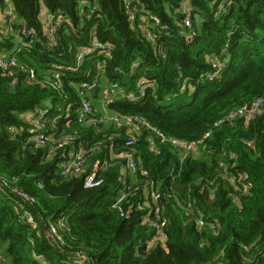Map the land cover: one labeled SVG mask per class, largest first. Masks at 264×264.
Wrapping results in <instances>:
<instances>
[{
	"label": "trees",
	"instance_id": "trees-1",
	"mask_svg": "<svg viewBox=\"0 0 264 264\" xmlns=\"http://www.w3.org/2000/svg\"><path fill=\"white\" fill-rule=\"evenodd\" d=\"M7 1L40 37L42 5L69 18L55 46L43 38L18 56L41 77L51 64L63 67L60 91L23 81L11 89L0 75V176L36 200L28 204L11 189H0V242L7 245L12 264H75L76 253L88 257L84 264H264V113L247 125L239 120L213 128L237 108L264 98V0H0V5ZM188 17L191 26L185 23ZM2 40L0 53L11 47ZM94 40L111 45V56H88L78 68L79 49ZM223 57L229 59L226 68L211 81V59ZM134 63L139 69L132 74ZM99 75L102 87L118 84L126 93L135 92L143 77L151 81L143 98L135 103L120 99L109 106L111 113L140 118L184 141L213 130L204 148L184 162L177 149L160 140L159 153L152 152L145 128L132 147L162 194L169 234L165 244H151L155 231L144 219L151 207L136 208L129 217L113 208L122 189L121 165L104 170L103 186L85 188L84 177L62 174L59 154L49 157L47 148L36 147L21 118L48 102L70 103L67 133L89 146L119 133L113 142L126 150L125 131L112 125L85 127L76 120L79 100L71 82ZM99 108L95 102V114ZM225 154L229 173H246L253 183L251 195L241 198L242 207L229 196L231 187L219 166ZM230 154L237 159L230 160ZM104 159V152H94L89 164ZM191 200L208 223L220 224L218 234L198 228L195 217L182 209ZM140 201L137 196L135 202ZM26 211L37 219V228L27 224ZM61 220L64 242L52 246L45 232Z\"/></svg>",
	"mask_w": 264,
	"mask_h": 264
},
{
	"label": "built area",
	"instance_id": "built-area-1",
	"mask_svg": "<svg viewBox=\"0 0 264 264\" xmlns=\"http://www.w3.org/2000/svg\"><path fill=\"white\" fill-rule=\"evenodd\" d=\"M6 6L0 5V40L8 39L11 47L0 53V75L8 80V85L11 89H15L21 81L29 85H42L60 91L62 89V69L57 64L51 66L45 71L44 76H40L34 67L24 65L20 62L19 54L32 48L33 43L40 42L46 38L49 46L57 44V33L64 26L69 18L60 13L52 14L46 6L42 5L40 9L39 19L42 24L43 35L40 37L37 29L29 28L27 22L20 18L15 7L6 2ZM97 9V5L93 7L91 12ZM82 14H85L84 12ZM157 21L156 18H153ZM187 26H191L190 18L185 21ZM149 37H152V31L148 26L143 27ZM155 42V38H151ZM3 41V40H2ZM111 45H102L99 41L94 40L90 46L81 47L77 53V67L82 66L86 57L91 55L103 56L108 58L111 56ZM213 68L215 71L210 74L211 81L217 79L222 71L226 68L229 59L227 57L212 58ZM104 68L103 66L98 69ZM77 69V68H76ZM139 69L138 63L132 64V74ZM103 70V69H102ZM24 75L21 77V75ZM103 71H101V75ZM92 75V71H88V76ZM101 75L94 77L92 81H81L79 83L71 82L72 89L78 97V108L76 110V120L83 126L88 127L95 125L97 127L112 125L117 131H125L127 141L125 142L126 150H120L118 144L113 142V139L119 133H113L106 138L104 142H99L93 146H89L78 138L77 135L67 133L70 127V121L73 117V104H53L47 103L45 107H37L33 111H26L21 114V118L28 124L27 133L30 140L38 148H47L49 157L59 154L61 159L62 174L65 177L75 176L84 177L85 188L94 189L105 184L106 179L103 176L104 170L109 167L121 165L120 182L122 189L113 208L118 210L122 217H129L134 209L152 208V211L145 215L144 219L154 229V239L152 246L156 242L165 244L169 239L168 234V219L166 217L163 206L161 205L162 194L158 186L153 180H149V173L145 169L141 160L133 151V145L139 141L142 129H147L150 133L147 137V143L152 152L158 154L157 140L163 143H168L174 149H177L181 154V161L184 162L189 156L196 154L204 148L206 140H208L213 130L210 129L205 133L203 138H198L192 141H184L178 138L166 136L159 129L150 125L148 122L140 118L124 116L121 114L111 113L109 106L120 99L132 103L137 102L146 95L147 88L150 87L151 81L146 78H141L136 86V91L126 93L118 84H111L102 87L99 81ZM96 92H93L94 88ZM152 87V86H151ZM185 90V88H183ZM101 93V95H100ZM95 100L100 104L101 111L95 114ZM264 113V98L255 99L250 105H244L232 111L228 115L222 117L214 123L213 128H219L224 124H231L241 120L243 125H247L258 116ZM64 123V127L60 130L59 124ZM16 131V129H13ZM248 146L256 150L253 141L247 142ZM104 152L105 159L98 161L90 166L89 159L94 152ZM225 158L220 161V167L226 173L225 178L231 187L229 196L233 201L242 207L241 198L250 196L253 189V183L250 176L246 173H239L236 177L229 173L230 165ZM230 160L235 161L237 155L230 154ZM88 167L91 168L88 172ZM228 171V172H227ZM143 178L142 181L139 178ZM0 189H11L22 201L28 204L36 203V200L30 197L22 189L13 188L9 182L0 176ZM139 196L143 199L139 203L135 202V198ZM196 200L188 201L181 204L182 209L188 216L195 217V223L198 228H210L215 234L220 231L218 222L208 223L205 220L204 214L200 210L195 209ZM25 218L28 225L32 228H37L39 223L35 216L29 212H25ZM66 227L64 220L56 224H50L45 232V236L52 246H57L64 242L62 230ZM88 257L83 253H76L74 256L75 264H84Z\"/></svg>",
	"mask_w": 264,
	"mask_h": 264
},
{
	"label": "rangeland",
	"instance_id": "rangeland-1",
	"mask_svg": "<svg viewBox=\"0 0 264 264\" xmlns=\"http://www.w3.org/2000/svg\"><path fill=\"white\" fill-rule=\"evenodd\" d=\"M100 95H101V93H100ZM95 102L97 103V100H95ZM98 111H101V106L98 109ZM3 255L6 258H4ZM4 259H6V260H4ZM0 260H2V261L4 260L3 264H12L11 258L7 254V245L3 244L2 242H0Z\"/></svg>",
	"mask_w": 264,
	"mask_h": 264
},
{
	"label": "water",
	"instance_id": "water-1",
	"mask_svg": "<svg viewBox=\"0 0 264 264\" xmlns=\"http://www.w3.org/2000/svg\"><path fill=\"white\" fill-rule=\"evenodd\" d=\"M97 91V88L95 87L94 89H93V92H96Z\"/></svg>",
	"mask_w": 264,
	"mask_h": 264
}]
</instances>
